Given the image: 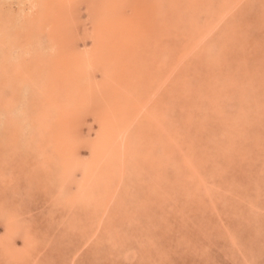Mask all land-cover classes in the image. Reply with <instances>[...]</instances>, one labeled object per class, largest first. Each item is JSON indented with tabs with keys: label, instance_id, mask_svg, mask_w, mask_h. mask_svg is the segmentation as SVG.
<instances>
[{
	"label": "rangeland",
	"instance_id": "1",
	"mask_svg": "<svg viewBox=\"0 0 264 264\" xmlns=\"http://www.w3.org/2000/svg\"><path fill=\"white\" fill-rule=\"evenodd\" d=\"M13 1L14 3H12ZM107 1L109 2V0H62L61 5H63L62 12L64 14V16H62V21L66 27H70L71 37L69 39L72 40L71 43L74 42L75 44V46H71L78 54L82 55L88 49L91 50L93 48L92 50H94V48L98 45L97 36L100 28V20L103 16V11L108 8ZM122 1L121 5L124 3L125 8H123V6H119L118 12H123L125 18L129 17L135 19L136 17L138 19L136 7L137 4H139V1H143L147 8H150L151 4L152 6L154 5L151 9H154V7L156 9L158 8L161 13L156 9L152 10L150 13L146 12L147 14L149 13V17H152V19H154L153 21L156 23L157 30L155 29V33L153 32V34H150V32L152 33L151 29L153 28L147 27L144 23L143 28L146 30L147 27L146 34L148 37L156 34V38L158 40L162 38L164 39V37L158 36L159 25L161 24L160 22H163V20H159V14L162 16L165 13V9H171L170 0ZM187 1L185 3V9H191V11H187V13L190 12V14H193L196 11V15L191 16L188 13V16L186 11H183V9L181 11V7L179 6L178 10L181 12L177 11L173 14V16L171 15L165 18L173 20L169 24L170 27V25L174 22V25L171 28L172 30H177L180 35H182L181 32L185 31L192 37V40L190 41V37L187 38L186 36H178L179 33L174 36V33L170 31L167 35V39L162 42L163 45L152 49L155 54L157 56L159 55L161 58V60L158 59L161 61L160 69L158 71L160 72L161 70V75H163L165 74L164 70H166L163 69L164 61H167L166 63L173 62L175 58L174 55L177 54L180 47H182L183 44L186 45L187 49L182 50L185 51L186 55L184 54L185 56L181 59V61L184 60L186 63L182 64L179 62V66H175V68L178 69L175 77H179V71L181 72L185 70L184 77L180 78L182 76L181 75L178 79H173V83L166 82L162 85V87H156L160 84V76L159 78H153L156 76L154 71L151 70V67H155V62L151 60L154 59V55L151 54V56L149 54L151 49L149 50L148 48H144L141 50L143 51V54H145L143 56H145L146 62L149 65H146L147 68L145 66H143V68L140 67L142 69L141 77L139 76L140 79L136 82L130 81L129 83L131 87L123 85L119 77V73L121 71L119 72L118 65H115L112 62L109 64L107 61L101 59L102 61L99 60L101 63L99 61L95 62L91 71L86 70L87 73L86 71L83 72V75L84 73L86 75L90 73L91 76L89 75L90 79L86 77L87 81L89 80L88 82L86 81V78L83 79L84 82L86 81L82 84L84 85L83 87L86 86L84 89H86L87 93L84 91V96L82 95L83 97L81 96V99L78 95H76L78 94V91L75 93L74 90L69 89L65 84L63 85L60 83V90L58 89V86L57 88L53 86L56 90L52 95L53 100L51 101V97H48L45 100L47 101L48 106L45 105L43 107V105H41L39 106L40 109L33 107V109L30 110V105L34 104L32 101L35 98L32 93H34V91L38 88L37 86L27 82L24 84L21 83L20 85L30 84L31 87H27V85L23 86L24 89L22 92L19 91L20 93L13 94L16 95L15 97L17 98L15 103L3 106L0 114V202L2 203V205L0 203V264H69L72 258L70 256L72 254L71 251L78 248V244L85 241L86 237L91 236L94 232L98 233V235L103 234V238L100 240L97 238L99 240L98 241L96 240V237H93L86 245V247H88H85L83 249L84 251L79 253L76 264H80L82 261V264H264V20L261 19V16L264 13V8L262 7L260 0H249L250 2L247 0H223L224 2L222 0H203L206 2V6L202 0H199L200 2L198 0H189V2H191L190 4L194 5L193 8L187 5ZM226 1H228V3ZM45 2L46 1L44 0H0L1 62L3 57L6 59L4 60L6 64H11V61L9 57H7L6 53L8 52V54H14L21 50L18 48L19 43L15 38L10 40V37H12L11 35L17 33L18 36L16 35V37L20 41H24L25 39V41H36L32 38L29 39V37L26 36L28 33L27 28L29 25L34 24L32 18L34 20L37 18L38 13L39 11H42ZM71 2H73V5H71ZM52 3H54V1ZM198 3H200V5ZM3 4L6 5L4 6ZM155 4L157 5L155 6ZM210 5L212 6V10L215 8L213 12L210 9ZM230 5H233V8H229ZM22 6L24 8H21ZM196 6H199L202 9L197 8ZM205 7L207 8L205 9ZM226 8L232 9V11L229 10L232 14L229 12L224 19L218 21L216 18L217 14L219 15V12L227 10ZM198 10L200 11V14ZM155 11H158L157 13L159 14ZM182 13L183 15H181ZM180 16L186 19L185 23L189 20H194V27H192L191 22L188 23L189 26H179L181 23L179 22ZM187 16L188 19L186 18ZM236 16L237 19L241 17L242 20H234V18L236 19ZM147 18L145 22L148 20ZM7 19H10L8 24H6ZM245 19H247L248 22ZM30 21L31 24H28ZM139 21L140 20H136L137 25L139 24ZM146 23L150 24V22ZM163 23H165V20ZM226 24L230 28L232 27V32L235 29L236 31H240V33L236 32L239 43H241V45L239 44L240 48L233 46L229 36V39L225 37L224 28L227 26ZM37 25L38 23L35 24V27L38 29L40 25ZM237 25H240V27L242 25L245 28H240ZM139 26L142 27L141 25ZM135 29L136 31H139L141 28L135 27ZM46 34L49 35V33ZM129 37L134 38L135 35L129 34ZM140 41L141 40H139V43ZM54 44L56 43L52 41L48 45H53L57 48V44ZM11 48L14 51L11 52ZM15 48L18 49L16 50ZM49 50L47 54L45 50V55L54 59L55 55L58 54L57 56L59 57L55 61L58 64L62 63L59 53L55 52V49L51 51ZM59 52H61V50ZM63 53H65V51H63ZM66 53H70L69 50H66ZM242 54H245V57H248V60L250 59L249 68L247 70L244 68L240 70V72L233 71L237 65V60L244 58ZM66 55L67 54L64 56L66 57ZM13 57L16 58L17 55H14ZM148 57L151 58L149 59ZM217 57H221V61L217 60ZM68 58L69 56L66 57V59ZM68 60L66 62L64 61V64H66V66L68 65L70 68V60ZM103 62L106 65H103ZM244 62L246 63L247 61L245 60ZM44 63L45 61L40 62V65H43ZM8 67L13 70L11 66ZM44 67H42L41 70L45 69ZM259 69H261L262 71L260 70V72L263 73H258L257 71ZM5 74H7L5 77L9 76L8 78L10 79V83L9 80L5 82H8L11 89L8 88V84L5 82L2 84V87L5 85L4 89L6 88V94L9 96L12 94V90H14V87H12L14 83L12 84L11 72L6 70ZM253 76L255 77L253 78ZM241 79L243 81L245 80V82H250L251 79L256 80L257 86L255 85V88L253 89L246 88L241 90L240 87L244 85H241ZM213 80L215 83L214 85L217 86L218 92H220V99H222L217 103V108L210 106L212 102L209 101L210 99L207 96V93L214 92V88L208 84ZM18 82L20 83V80L17 81V84H19ZM89 83L93 85L90 89L88 88L90 85ZM212 83L213 82H211V84ZM94 84H96L97 87L96 85L94 86ZM102 84L104 85L102 86ZM133 84L137 86L135 87ZM122 87L123 90H121ZM143 87L146 89L144 88L143 90ZM63 88H65L64 91L67 92L66 95L62 93ZM153 88H157L155 98L152 100L151 105L147 107V110L144 109L141 111V114L139 115L140 121L137 120V124L135 125L134 130H131L129 133L127 141L128 146H131L133 135H136L138 132L143 134L147 133L149 135L148 137H151L153 141L157 140V143L152 142L151 144H144V146H142L144 152L140 155L146 161L151 160V163L153 162L155 166L151 167L146 164V166L142 168L139 164L134 162H130L129 164L126 163L130 166L129 168L127 165L123 167L124 171L126 170L129 174H126V177L128 178V183H126L129 185L127 191L130 189L133 196H124L125 200L121 203L122 208H120V212L117 211L116 207L117 199H110L111 201L113 200V202H111L112 204H109L108 207L111 211L108 208V212L110 211L111 214L113 213L112 211L116 209L115 211H117V214L113 213L112 216L119 218L116 219V222H105L107 214H104L103 208L98 206V204L94 201V203L90 202V199L87 200L89 203H87V201L83 202L82 197L83 195H86L85 192H90L93 187L102 184L100 177L105 178H103L104 180L102 179V182L104 183L100 185L103 187L104 185L110 186L109 183L112 184V181L110 182L109 179H115V176L110 175V173L106 175L103 171L102 174L100 173L98 178L100 181L97 180L99 182H93L97 178H92V185L89 182V184L86 185V189H84V194L82 196L80 195L81 197H76L80 190L79 185L81 181L86 179L87 165L85 164H88L89 158L92 157L93 153L101 151L98 145L103 142L102 132L106 131L105 129H107L106 127L110 122V118H112V121H115L112 112V105L115 104V102H118L120 103L123 111H125L124 107L127 108L128 105H130L128 106L130 107L129 110L136 111L138 109V103L136 101L142 98L143 93H145L144 96H149L150 93H148V91ZM17 89L19 90L20 88ZM136 90L140 91V94L139 92L136 94ZM28 92L30 94L29 97H27L26 94ZM56 93H58V96ZM66 96L68 99L65 98ZM250 96L255 97L257 100L252 104V108L250 107V101L254 99L250 98ZM193 98H195L194 102L192 101ZM78 100L81 101L78 102ZM83 101L84 103H81ZM245 103H248L249 107L246 110H243L242 107L246 106ZM83 105L86 106L84 107ZM151 106H154L155 108H151ZM121 107L116 109H119L120 111ZM153 108L164 117L161 121H159L158 125L154 124L156 121L153 119ZM28 109L32 111V113ZM74 111H78V116ZM188 111H190V113ZM27 112H30L33 115L29 116L27 115ZM9 113H12V115H9ZM108 113L113 117H110L111 115ZM37 115L39 116L38 120L36 118L38 117ZM244 115L249 116L246 118ZM236 116L245 118L244 123L240 124V130L243 128L242 125H244V127L246 126L245 129L248 127L246 132L244 131L241 136L236 134V132H238V127L236 125L231 126V118L236 119ZM6 117L10 118L7 119ZM78 118H80V120ZM10 119L13 123H17L18 125L17 128L19 130L17 134L13 131L14 129L10 130V127H12L10 126L11 122H8ZM35 119L36 121L33 122V124L32 122L30 124V121H34ZM249 119L251 120L250 122H248ZM43 120H48V130L51 132L49 134V139L45 138V140H43L41 136L42 132L40 130H38L39 132H37V130L35 132L33 127L35 124L42 126ZM69 121L73 122L74 127L72 130L78 134V138L76 137L78 139L76 140V142H78L76 146L77 149H75L76 151L72 150L71 152V155L75 154V152L77 153L75 154L76 156L80 154L78 159L75 158L78 163L74 167L75 169H71L69 166L66 167L68 164H63L62 159L59 160V157H62V154L60 153L64 152H62V149L59 147V145L63 144V142L61 140H57L58 133L61 138V135L63 134H75V132L65 131L64 129L65 126H70ZM223 122H226L224 125L225 129L222 127ZM103 123H105V125ZM134 123H136V121ZM29 124L32 125L33 129H30ZM56 124L58 126H53ZM43 126L46 127L44 123ZM227 128L229 129V132L225 131ZM55 129L59 132H55ZM222 130H224V133H221ZM77 134L75 135L77 136ZM6 135L7 137L11 136L7 141H5ZM35 135L41 139H38ZM191 137H193V139H191ZM231 137H234L233 140H231ZM37 144L43 146V148L47 146V148H45V150L42 147L39 149L40 146L38 147ZM173 144H175L176 148L178 146L177 156L179 157H171L172 155H176V152L175 154L172 152L171 154L169 152ZM54 145H57L56 148ZM175 146H173V148H175ZM36 147L40 152L34 151L36 150ZM167 148L170 150H165ZM164 150L169 157L173 158H170L171 162L168 160V156L166 158L165 155L167 154H165ZM107 151H109V158H107L106 161L104 160V163L110 162L112 167L114 163L117 164L118 162L119 166H117L120 170V164H122L121 159L117 158L116 160L114 158V153H116L117 149H113L108 146ZM42 152H45L46 154L42 155ZM49 152L54 154H51L53 158ZM190 152H192L193 156L191 154L189 155ZM206 155L208 157L211 155L213 157L212 160L208 159L206 162ZM188 156H192L194 159L190 161ZM235 156L238 158H235ZM43 157L44 161L42 162H45L46 167L42 162V164L40 163ZM225 157L227 159H225ZM40 158L41 160H39ZM175 158H179V160L177 161ZM63 159L65 160L64 157ZM140 159L142 160V158ZM182 159L184 161L183 164L181 163ZM166 160L171 164L168 162V165L165 164L164 161ZM231 160H233V162ZM13 162L16 163L14 164ZM175 162L181 163V165L179 163V166H176L179 170L174 167V164H176ZM184 164H187V167ZM106 166L108 165H105V167ZM164 166L165 168L162 169ZM43 167L48 170H45ZM113 167H115V165ZM32 168L36 170L33 171ZM157 171L160 173L163 172V174L158 176L156 174ZM167 174L168 176H166ZM186 174H190L192 176L188 175L187 177ZM157 178L160 183L158 180H155ZM95 183L97 184L95 185ZM123 186L124 185L122 184L120 187L121 190ZM64 187L66 188L64 189ZM63 189L66 191L64 192ZM94 190H96V188H94ZM69 193L73 194L70 195ZM75 193L76 195L73 197ZM64 195L68 196H65V198ZM144 195L148 196L145 197L146 200L150 197L149 199L151 201H147L149 207L143 210L140 208L138 209L137 206L141 207V204L145 202L141 197ZM69 196H71L73 201L69 198ZM74 198H76V200ZM64 199H66V202H64ZM102 201L104 202V200ZM61 202L64 203V206L63 204H60ZM136 204L138 205L136 206ZM130 205L133 208L135 207L134 210L132 207L129 208ZM155 205H157L158 209L153 207ZM96 215L100 216L99 219L98 216L96 218ZM102 219L105 223L102 222ZM102 224L105 226H101ZM114 224L116 227L112 228L111 226ZM9 226L13 229V236L6 230V227L8 228ZM119 226L121 227L119 228ZM4 231L8 234H5ZM64 231H66L69 238H71V243L69 244L65 242L66 240L64 241L65 237H62V233ZM114 231L118 232L116 233L117 235ZM26 234H31L30 238H32L34 242L27 244L28 241L26 240ZM9 238L11 241H7ZM36 238L39 239L36 241ZM1 241L3 243L7 242L8 247H15L13 251L18 248L15 250L17 253L21 252L20 249H25V247L29 246L27 248H30L29 250H31L32 253L24 261L17 263L16 258H14V256L17 257L16 253H10L9 251L11 249H9L8 252L10 254H8L5 250V248H8L6 245L7 243L2 244ZM98 246L100 247L99 250H97ZM55 248H57V250H55ZM53 254L55 255V258L49 260V257ZM86 255L88 256L87 258L85 257ZM43 257H46L48 260H40V258L42 259ZM84 258L85 260H81Z\"/></svg>",
	"mask_w": 264,
	"mask_h": 264
},
{
	"label": "bare ground",
	"instance_id": "2",
	"mask_svg": "<svg viewBox=\"0 0 264 264\" xmlns=\"http://www.w3.org/2000/svg\"><path fill=\"white\" fill-rule=\"evenodd\" d=\"M8 1V0H7ZM11 1V0H10ZM35 1H38V0H35ZM44 1H46L45 3H44V5H43V9H42V11H39V13H38V16H37V18L34 20L33 18H32V21H34V24H32V25H29V27L27 28L28 29V33H27V37H29V39H34V40H36L35 42L33 41L32 42V40L31 41H20L17 37H16V35H17V33L16 34H13V35H11L12 37H10L9 39L10 40H12V39H16L17 40V42L19 43V46H18V48L19 49H21L20 51H17V53H12V54H8V52L6 53L7 54V57H9V59H10V61H11V64H6V62H4V60H6V59H4L2 56L4 55H2L1 57H2V62L0 61V114H1V111H2V109H3V106L4 105H7V104H9V105H11V103L12 104H14L15 103V101H16V95H13V94H17V93H20V92H22V90L24 89V87L23 86H26L27 85V87H29L30 86V84H33L34 86H37V88L38 89H36L35 91H34V93H32V95L33 96H35V98H34V100L32 101V102H34V104H31L30 105V107L31 108H29L30 110H32L33 109V107H37V108H39L40 109V107L39 106H41V105H43V107L46 105V106H48V104H47V101H45L48 97H51V101L53 100L52 99V95L54 94L53 92L54 91H56L55 90V87L57 88V86H58V89H59V85H60V83L61 84H65L69 89H72V90H74L75 91V93H76V91H78V94H76V95H78L79 96V98L83 95V92L85 91L86 92V89H84L85 87H83L84 85V83L87 81V78H89V75H90V73L89 74H85L84 73V75H83V72H85L86 70H89V71H91V69L93 68V66H94V64H95V62H97V61H99V60H101V59H103V60H105V61H107V63H113V64H115V65H118V67H116V68H118L119 69V77H120V79H121V81H122V83H123V85L124 86H130L131 87V85H130V81L132 82H136L138 79H140L139 78V76L141 77V73H142V69L140 68V67H142L143 68V66H145L146 67V65H149L147 62H146V59H145V56H143V55H145V54H143V49L144 48H148L151 52H149V54L151 55H154L153 57H154V59H151L153 62H155L154 63V66L155 67H151V70L152 71H154V74H156V76L155 77H153L154 79L157 77V78H159V76H160V78H159V80H160V84L158 85V86H156V87H159V86H161L162 87V85H164L166 82H168V83H173V79H178L181 75V77L180 78H182V77H184V73H185V70L184 71H179V73H178V75H179V77L178 78H176L175 77V74H176V71H178V69H176L175 68V66L177 67V66H179V62H181L182 64H185L186 63V61L184 62V60L183 61H181V59H183V56H185L186 55V53H185V51H182L183 49H187V47H186V45H184L183 44V46L182 47H180V50L179 51H177V54L176 55H174L175 56V58H174V60H173V62H170V63H166L164 60H162V61H164V66H163V69H166V70H164L165 71V74H163V75H161V70H160V72L158 71L159 69H160V64H161V61H159L158 59H160L161 60V58H160V56L158 55H156L155 54V52L152 50V49H154V48H157V47H161L162 45H163V41L164 40H166L167 39V35H168V33L170 32V31H172L174 34V36L175 35H177V33H179L177 30H172L171 28H172V26L174 25V22L170 25V27H169V24L171 23V21H173L172 19H168V18H165V17H169V16H173V14L174 13H176L177 11H180V10H178V7L180 6L181 7V11H182V9H183V11L185 10L186 11V13H187V11H191V9L190 10H186L185 9V3H186V1L185 0H170V4H171V9L169 8V9H165L164 10V14L161 16V14H159V13H157L158 11H155L157 14H159V20L160 21H162L163 20V22H164V20H165V23H163V22H160L161 24L159 25V30H158V36L159 37H164V39L162 38V39H157L156 38V34H154V35H152V36H150V37H148L147 36V27H151V28H153V29H151L152 30V33L150 32V34H153V32L155 33V29H156V23L153 21L154 19H152V17H149V13L152 11V10H155L156 8L154 7V9H151V7H153L152 6V4L150 5L151 7L149 8H147L146 7V5H144V2L143 1H139V4H137V7H136V14L138 15V19L135 17V19H133V18H129V17H126L125 18V16L123 15V12H118V8H119V6L121 7V6H123V8H125V4L123 3V5H121L122 4V0H109V2H108V8H106L103 12L104 13H106V14H104L103 13V16H102V18H101V20H100V28H99V33H98V36H97V40H98V45L94 48V50H90V49H88L85 53H83L82 55H80V54H78L77 52H76V50L71 46V45H74L75 46V44H74V42H72L71 43V41L72 40H70L69 38L71 37V30H70V27L68 26V27H66L65 26V24L63 23V21H62V16H64V14H63V12H62V10H63V5H61L62 4V0H50V1H48V0H44ZM54 1V3H52ZM69 1V0H68ZM76 1V0H75ZM78 1V0H77ZM155 1V0H154ZM160 1V0H159ZM193 1V0H192ZM199 1V0H198ZM203 1V0H202ZM201 1V2H202ZM204 1H206V0H204ZM203 1V2H204ZM208 1V0H207ZM213 1V0H212ZM212 1H210V2H212ZM223 1V0H222ZM225 1V0H224ZM223 1V2H224ZM244 1V0H243ZM242 1V2H243ZM248 2H250L249 0H247ZM251 1H253V0H251ZM17 2V1H16ZM19 2V1H18ZM27 2V1H26ZM25 2V3H26ZM74 2V1H73ZM73 2H71L72 4L71 5H73ZM148 2H150V1H148ZM195 2V1H194ZM194 2H192V3H194ZM200 2V1H199ZM202 2V3H203ZM215 2V1H214ZM213 2V3H214ZM227 3H228V1H226ZM225 2V3H226ZM260 2L262 3V7L264 8V0H260ZM12 3H14V1L12 2ZM69 3V2H68ZM158 3V2H157ZM191 2H189V0L187 1V5L189 6V7H191V8H193V4H190ZM195 3H197V2H195ZM205 3L206 2H204V5H205ZM212 3V4H213ZM70 4V3H69ZM104 4V3H103ZM135 4V3H134ZM160 4V3H159ZM199 5H200V3H198ZM197 4V5H198ZM209 4H211V3H209ZM208 4V5H209ZM222 4V3H221ZM4 6L6 5V4H3ZM23 5V4H22ZM34 5V4H33ZM106 5V4H105ZM148 5V4H147ZM157 4H155V6H156ZM161 5V4H160ZM219 5V4H218ZM226 5V4H225ZM13 6H14V4H13ZM19 6H21V5H19ZM40 6V5H39ZM102 6V5H101ZM149 6V5H148ZM164 6H165V4H164ZM202 6V5H201ZM206 6V5H205ZM221 6V5H220ZM238 6V5H237ZM236 6V7H237ZM254 6H256V5H254ZM29 7V6H28ZM69 7V6H68ZM166 7V6H165ZM183 7V8H182ZM197 8H201V7H199V6H196ZM257 7V6H256ZM16 8H18V7H16ZM21 8H24L23 6L21 7ZM100 8V7H99ZM146 8H147V10H146ZM161 8V7H160ZM168 8V7H167ZM188 8V7H187ZM197 8H196V10H197ZM204 8V7H203ZM207 7H205V9H206ZM212 8V6L210 5V9ZM219 8V7H218ZM217 8V9H218ZM229 8H233V5H230V7ZM229 8H226L227 10H223V11H221V12H219V15L217 14V16H216V18H217V20L218 21H221L222 19H224L225 17H226V15L227 14H229V10H231L232 11V9H229ZM242 8V7H241ZM251 8H252V6H251ZM40 9V8H39ZM202 9V8H201ZM200 9V10H201ZM205 9H204V11H205ZM253 9V8H252ZM9 10V9H8ZM12 10V9H11ZM30 10V9H29ZM101 10V9H100ZM156 10H159L158 8L156 9ZM213 10H215V8L213 9ZM213 10L211 9V11L213 12ZM219 10V9H218ZM235 10V9H234ZM20 11V10H19ZM98 11V10H97ZM102 11V10H101ZM180 11V12H181ZM194 11H195V9H194ZM199 11V10H198ZM203 11V10H202ZM201 11V12H202ZM207 11V10H206ZM210 11V10H209ZM236 11V10H235ZM239 11V10H238ZM245 11H246V9H245ZM249 11V10H248ZM12 12V11H11ZM99 12V11H98ZM146 12H149L148 14L146 13ZM159 12L161 13V11L159 10ZM163 12V11H162ZM18 13V12H17ZM70 13V12H69ZM189 14H190V12H188ZM187 13V15L189 16V14ZM192 13V12H191ZM195 13H196V11H195ZM195 13H193V14H190L191 16L193 15H196ZM198 13V12H197ZM231 13V12H230ZM235 13V12H234ZM247 13V12H246ZM258 13V12H257ZM14 14V13H13ZM20 14H21V12H20ZM32 14V13H31ZM185 14V13H184ZM199 14H200V11H199ZM232 14V13H231ZM238 14H240V13H238ZM27 15H29V14H27ZM70 15V14H69ZM98 15L100 16V14L98 13ZM181 15H183V13L181 14ZM198 15V14H197ZM241 15H242V12H241ZM240 15V16H241ZM249 15V14H248ZM248 15H246V16H248ZM188 16L186 17L187 19H188ZM199 16V15H198ZM235 16V15H234ZM244 16V15H243ZM98 17V16H97ZM123 17V18H122ZM148 17V18H147ZM185 17V16H184ZM262 18V20H264V13H263V15L261 16ZM18 18V17H17ZM35 18V17H34ZM146 18L148 19L146 22H150V24H148V23H146L145 22V20H146ZM192 18V17H191ZM197 18V17H196ZM249 18V17H248ZM194 19V18H193ZM259 19V18H258ZM5 20V19H4ZM136 20H140L139 21V24L137 25V23H136ZM185 20L186 19H184L182 16H180V21L179 22H181L180 24H179V26L180 25H185V26H189V24L188 23H192V27H194V20H189L187 23H185ZM234 20H238V21H240V20H242L241 19V17L240 18H238L237 19V16H236V19L234 18ZM244 20V19H243ZM246 21H247V19H245ZM257 20V19H256ZM73 21V20H72ZM227 21V20H226ZM10 22V19H7L6 20V24H8ZM248 22V21H247ZM261 22V21H260ZM17 23V22H16ZM25 23V22H24ZM36 23H38V25L37 26H39L40 25V27L37 29V27H35V24ZM143 23L144 24H146V30H144V28H143ZM226 23V22H225ZM235 23V22H234ZM244 23V22H243ZM250 23V22H249ZM28 24H31V21H30V23H28ZM66 24H68V23H66ZM158 24H159V21H158ZM223 24H224V22H223ZM228 24V23H227ZM226 24V25H227ZM239 24V23H238ZM259 24V23H258ZM10 25V24H9ZM139 25H141L142 27H140ZM229 25V24H228ZM227 25V26H228ZM232 25H236V24H232ZM243 25V24H242ZM241 25V27H244V26H242ZM18 26H20V25H18ZM23 26V25H22ZM98 26V25H97ZM145 26V25H144ZM191 26V25H190ZM226 26V27H227ZM231 26V25H230ZM237 26H239L240 27V25H237ZM256 26H257V24H256ZM5 27V26H4ZM14 27V26H13ZM32 27V28H31ZM135 27L137 28V27H139V28H141V29H139V31L137 30L136 31V29H135ZM226 27L224 28V35H225V37H227L228 38V36L230 37V41L233 43V46L234 47H236V48H240V45H241V43H239V39H238V37L236 36V32H239L240 33V31H236V29L232 32V27L230 28L229 26L227 27V29H226ZM240 27V28H241ZM12 28V27H11ZM23 28V27H22ZM21 28V29H22ZM31 28V29H30ZM235 28H237V27H235ZM245 28V27H244ZM248 28V27H247ZM251 28V27H250ZM6 29V28H5ZM26 29V28H25ZM29 29H30V32H29ZM48 29V30H47ZM96 29V28H95ZM226 29V30H225ZM233 29H234V26H233ZM239 29V28H238ZM1 30V29H0ZM16 30V29H15ZM157 30V29H156ZM186 30H187V28H186ZM23 31V30H22ZM49 31V32H48ZM6 32V31H5ZM9 32V31H8ZM26 32V31H25ZM185 31H183V32H181V34L182 35H180V33L178 34V36H183V37H187V38H189L190 37V41L192 40V37L187 33V32H185ZM20 33V32H19ZM18 33V34H19ZM46 33H49V35H47ZM233 33H235V34H233ZM129 34L130 35H135V37L133 38V37H129ZM189 35V36H188ZM1 36V35H0ZM18 36V35H17ZM22 36H23V34H22ZM242 37V36H241ZM6 39V38H5ZM229 39V38H228ZM233 39V40H232ZM3 40V39H2ZM22 40V39H21ZM139 40H141L140 41V43H139ZM4 41V40H3ZM9 41V40H8ZM8 41H7V44H8ZM52 41H54L56 44H57V48H55V46H53V45H48V44H50V42H52ZM159 41H160V43H159ZM171 41V40H170ZM176 41V40H175ZM249 41V40H248ZM250 42V41H249ZM169 43H171V42H169ZM2 44H3V42H2ZM1 44V45H2ZM12 44H14V43H12ZM17 44V43H16ZM22 44V45H21ZM56 44H54V45H56ZM166 44H167V42H166ZM189 44V43H188ZM240 44V45H239ZM4 45V44H3ZM244 45V44H243ZM13 46V45H12ZM190 46H192V45H190ZM20 47H22V48H20ZM10 48V47H9ZM18 48H15L16 50L18 49ZM50 49V50H49ZM56 50L55 52H58L59 53V55L61 56V61H62V63H60V64H58L55 60L59 57V56H57V55H55V58L54 59H51V58H49V57H47V55H45V50H46V54H47V52H48V50L49 51H51V50ZM59 49V50H58ZM142 49V50H141ZM235 49V48H234ZM61 50V52H59ZM66 50L68 51L69 50V52L70 53H66ZM147 50V49H146ZM11 52L12 51H14V50H12V48H11V50H10ZM63 51H65V53H63ZM235 51L237 52V50L235 49ZM81 52H82V50H81ZM187 52V51H186ZM223 52V51H222ZM221 52V53H222ZM235 52V53H236ZM21 55H20V54ZM51 53V52H50ZM79 53H80V51H79ZM157 53V52H156ZM52 54H53V52H52ZM55 54V53H54ZM65 54H67L66 55V57L67 56H69V60H70V68H69V66L67 65L66 66V64H64V61L66 62L68 59H66V57L64 56ZM163 54V53H162ZM185 54V55H184ZM16 56L17 55V57L16 58H14L13 56ZM18 55H20V56H18ZM49 55V54H48ZM151 55V56H152ZM243 56H244V58H242V59H238L237 60V65H236V67L234 68V70L233 71H238V72H240V70H242V69H248L249 67V63H250V59L248 60V57L246 58L245 57V54H242ZM50 57H51V55H50ZM162 57H163V55H162ZM149 58V57H148ZM151 58V57H150ZM149 58V59H150ZM167 58V57H166ZM64 59H66V60H64ZM148 59V60H149ZM216 59V58H215ZM59 60V59H58ZM68 60V61H69ZM217 60H220L221 61V57H217ZM247 61L246 63L244 62V61ZM252 60V59H251ZM42 61H45V63L43 64V65H40V62H42ZM102 61V60H101ZM101 61H99L100 63H101ZM104 61V62H105ZM216 61V60H215ZM103 62V65L105 64ZM252 62V61H251ZM8 63H9V61H8ZM57 63V64H56ZM45 64H46V66H45ZM72 64V65H71ZM201 64H203V63H201ZM5 65H7V66H5ZM106 65V64H105ZM8 66H11L12 67V69L13 70H11ZM45 66V67H44ZM81 66H83V67H81ZM42 67H44L45 69H43V70H41L42 69ZM121 67V68H120ZM56 68V69H55ZM81 68V69H80ZM95 68V67H94ZM106 68V67H105ZM147 68V67H146ZM149 69V68H148ZM239 69V70H238ZM6 70H8V71H10L11 72V74H12V84H13V86L12 87H14V90H12V94L11 95H9V96H7V94H6V91H5V89H4V87H5V85H4V87H2L3 85L2 84H4V82L5 81H7V80H9V83H10V79L8 78L9 76H6L5 77V75H7V74H5V72H6ZM150 70V69H149ZM260 70L261 69H259L257 72L258 73H263V72H260ZM88 71V72H89ZM104 71H106V70H104ZM156 71V72H155ZM232 71V72H233ZM262 71V70H261ZM44 72H45V75H44ZM124 72V73H123ZM151 72V71H150ZM86 73H87V71H86ZM113 73V72H112ZM147 73V72H146ZM144 74V73H143ZM44 75V76H43ZM97 75V74H96ZM113 75V74H112ZM126 77H125V76ZM177 75V76H178ZM254 75H255V73H254ZM72 76V77H71ZM91 76V75H90ZM93 76H94V74H93ZM105 76V75H104ZM146 76V75H145ZM87 77V78H86ZM144 77V76H143ZM142 77V78H143ZM255 76H253V78H254ZM86 78V81L84 82V80L83 79H85ZM150 78V77H149ZM238 78H239V76H238ZM5 79V80H4ZM30 79V80H29ZM90 79V78H89ZM118 79V78H117ZM119 79V80H120ZM147 79V78H146ZM18 80H20V83L19 84H17V81ZM46 80H48V81H46ZM92 80V79H91ZM151 80V79H150ZM208 80H210V79H208ZM89 81V80H88ZM87 81V82H88ZM93 81V80H92ZM100 81V80H99ZM127 81H128V83H127ZM153 81V80H152ZM240 81V80H239ZM242 81V82H241ZM241 81H240V83H241V85H243L242 87H240V89L242 90V89H246V88H255V85L257 86V81L256 80H252L251 79V81L249 82V81H247V82H245V80L243 81L242 79H241ZM30 83V84H25V85H20L21 83L22 84H24V83ZM96 82V81H95ZM115 82V81H114ZM118 82V81H117ZM211 82H213L212 84H211ZM5 83H7L8 84V82H5ZM83 83V84H82ZM90 83H91V81H90ZM89 83V84H90ZM93 83V82H92ZM97 83V82H96ZM145 83H146V80H145ZM152 83V82H151ZM259 83V82H258ZM98 84V83H97ZM126 84V85H125ZM138 84V83H137ZM148 84V83H147ZM189 84V83H188ZM210 86H212L213 88H214V92H209V93H207V96H208V98L210 99L209 101L210 102H212V104L210 105V106H212V107H215V108H217L218 106H217V103L219 102V101H221L222 99H220V92H218V90H217V86L216 85H214L215 83H214V80L213 81H210V83H208ZM11 85V84H10ZM96 84H94V86H95ZM104 84H102V86H103ZM123 85H121V86H123ZM133 85H135V84H133ZM141 85H143V84H141ZM145 85V84H144ZM151 85V84H150ZM7 86V85H6ZM33 86V87H34ZM53 86H55V87H53ZM91 86H93L92 84H90L89 85V89L91 88ZM101 86V87H102ZM117 86V85H116ZM137 85H135V87H136ZM146 86V85H145ZM31 87V86H30ZM60 87H62V86H60ZM65 87V86H64ZM96 87H97V85H96ZM100 87V86H99ZM113 87V86H112ZM126 87V88H127ZM139 87V86H138ZM150 87V86H149ZM189 87V86H188ZM216 87V88H215ZM8 88H10L9 87V84H8ZM17 88H20L19 90L17 89ZM117 88V87H116ZM144 88L145 87H143V90H144ZM11 89V88H10ZM17 89V90H16ZM31 89V88H30ZM64 89L65 88H63V90H62V93H64V95H66V93L67 92H65L64 91ZM96 89V88H95ZM120 89V88H119ZM146 89V88H145ZM157 88H153L152 90H149L148 91V93H150V95L149 96H144V94L145 93H143V96H142V98L140 99V100H137L136 102L138 103V105H137V107H138V112H137V110L136 111H134V110H129V108L130 107H128V106H130V105H128L127 106V108L126 107H124L125 108V111H123V109H122V107L120 106V103H118V102H115L114 100H112V101H114L115 102V104H113L112 106V112H113V115H114V118H115V121H112V118H110V122L107 124V129H105L106 131H104V132H102L103 134H102V136H103V138H102V141L103 142H101V143H99V147H100V150L101 151H99V152H95V153H93V155H92V157L91 158H89V162H88V164L86 163L85 165H87L86 167H87V171H86V179H84L83 181H81V183H80V190H79V193L76 195V193L73 195V197L76 195V197L77 196H79V197H81L83 194H84V189H86V185L87 184H89V182L91 183V185H92V182H91V179L92 178H97V179H95L93 182H96L97 180H99L98 178H99V175H100V173L102 174L103 173V171H104V173L106 174V175H108L109 173H110V175H114L115 176V179H109V181L111 182L112 181V184H110L109 183V185L110 186H108V185H104L103 187L102 186H100V185H102L104 182H102V179L104 178H102V177H100V179H101V183L102 184H100L99 186L97 185L96 187H93V189L90 191V192H85V194L86 195H83V202L84 201H87L88 199H90V202H92V203H97L98 204V206H101L102 208H103V212H104V214L106 215L107 214V217H105L106 218V221L105 222H108V223H112L113 221L114 222H116V219H118V218H116L115 216H112V214L114 213V214H117V211L118 212H120L121 210H120V208H122V202H124V196L125 195H130L131 197L133 196L132 194H131V192H130V189L127 191V188L129 187V185H127V177H126V174H128V172L125 170L124 171V169H123V167H125V165H127V164H129L130 162H134V163H137V164H139L142 168L143 167H145L146 166V164L148 165V166H151V167H153V166H155L154 164H153V162L151 163V160H149V161H146V160H144L143 159V157H141L140 155L141 154H143V149H142V146H144V144H148V143H152V142H156V141H153V139L150 137H148L149 135L147 134V133H137L136 135H133V139H132V141H131V146H128V141H127V139H128V137H129V133L131 132V130H134V127H135V125L137 124V120H139L140 121V118H139V115L141 114V111H143L144 109L145 110H147V107H149L150 105H151V102H152V100L155 98V94L157 93L156 90ZM60 90V89H59ZM93 90V89H92ZM97 90V89H96ZM114 90V89H113ZM116 90V89H115ZM121 90H123V87H122V89ZM130 90V89H129ZM135 90V89H134ZM134 90H132V91H134ZM140 90V89H139ZM142 90V91H143ZM20 91V92H19ZM64 91V92H63ZM74 91H72V92H74ZM141 91V90H140ZM140 91H137L136 90V94L139 92V94H140ZM88 92H89V90H88ZM10 93V92H9ZM87 93V92H86ZM99 93H100V91H99ZM120 93V92H119ZM147 93V94H148ZM27 94V97H29L30 96V94H29V92L28 93H26ZM60 94H61V92H60ZM242 94V93H241ZM24 95V94H23ZM56 95L58 96V93H56ZM63 95V96H64ZM255 95V94H254ZM75 96V95H74ZM84 96V95H83ZM82 96V97H83ZM86 96V95H85ZM92 96V95H91ZM141 96V95H140ZM139 96V97H140ZM157 96V95H156ZM77 97V96H76ZM19 98V97H18ZM22 98V97H21ZM63 98V97H62ZM65 98H67V96L65 97ZM87 98V97H86ZM122 98V97H121ZM250 98H253L254 100H252V101H250V107L252 106V104L253 103H255L257 100L255 99V97H253V96H250ZM68 99V98H67ZM81 99V98H80ZM130 99V98H129ZM191 99V98H190ZM49 100V99H48ZM72 100H73V98H72ZM128 100V99H127ZM260 100V99H259ZM29 101V100H28ZM74 101V100H73ZM79 101H81V100H78V102ZM105 101V100H104ZM111 101V102H112ZM118 101V100H117ZM192 101L194 102L195 101V98H193L192 99ZM260 101H262V100H260ZM20 102V101H19ZM60 102V101H59ZM76 102V101H75ZM120 102H122V101H120ZM245 102H247V101H245ZM259 102V101H258ZM263 102V101H262ZM22 103V102H21ZM49 103V102H48ZM56 103V102H55ZM81 103H84V101L83 102H81ZM149 103V104H148ZM260 103V102H259ZM26 104V103H25ZM24 104V105H25ZM122 104V103H121ZM124 104V103H123ZM125 104H126V102H125ZM124 104V105H125ZM153 104V103H152ZM23 105V106H24ZM87 105V104H86ZM85 105V106H86ZM106 105L108 106V104L106 103ZM110 105V104H109ZM245 105L246 106H244V107H242V109L243 110H246L248 107H249V104L248 103H245ZM262 105V104H261ZM16 106V105H15ZM14 106V107H15ZM28 106V105H27ZM84 106V105H83ZM84 106V107H85ZM132 106H134V105H132ZM50 107V106H49ZM52 107V106H51ZM54 107V106H53ZM69 107H70V105H69ZM77 107V106H76ZM82 107V106H81ZM119 107H121L120 108V111H119V109H116V108H119ZM152 107H154V106H151V108ZM80 108V107H79ZM155 108V107H154ZM153 108V109H154ZM252 108V107H251ZM5 109V108H4ZM17 109H19V108H17ZM28 109V110H29ZM51 109V108H50ZM76 109V108H75ZM86 109V108H85ZM109 109V108H108ZM188 109V108H187ZM190 109V108H189ZM23 110H24V107H23ZM29 110V111H30ZM83 110V109H82ZM15 111H16V109H15ZM20 111V110H19ZM40 111V110H39ZM72 111V110H71ZM70 111V112H71ZM107 111V110H106ZM105 111V112H106ZM109 111V110H108ZM123 111V112H122ZM149 111V110H148ZM240 111H241V109H240ZM7 112V111H6ZM12 112V111H11ZM31 113H32V111H30ZM26 113L27 115H33V114H31V113ZM43 112V111H42ZM46 112V111H45ZM44 112V113H45ZM75 112V111H74ZM120 112H122V113H120ZM135 112V113H134ZM189 113H190V111H188ZM209 112V111H208ZM13 113V112H12ZM12 113L10 114L9 113V115H12ZM19 113V112H18ZM34 113V112H33ZM54 113V112H53ZM76 114L78 113V111L77 112H75ZM153 113H154V118L153 119H155V121H156V123H154V124H156V125H158L159 124V121H161L164 117L161 115V113H158V112H156L155 111V109H154V111H153ZM184 113V112H183ZM16 114V113H15ZM24 114V113H23ZM46 114V113H45ZM58 114V113H57ZM109 114V113H108ZM147 114V113H146ZM19 115V114H18ZM62 115V114H61ZM82 115V114H81ZM107 115V114H106ZM109 115H111V114H109ZM109 115H108V119H109ZM143 115V114H142ZM149 115H151V114H149ZM38 116V115H37ZM60 116V115H59ZM75 116V115H74ZM77 116H78V114H77ZM246 118L249 116H246V115H244ZM11 117V116H10ZM10 117H6L7 119H9ZM35 117V116H34ZM105 117V116H104ZM110 117H113L112 115L110 116ZM151 117V116H150ZM2 118V117H1ZM12 118V117H11ZM19 118V117H18ZM23 118H25V117H23ZM37 118V120H38V118H39V116L38 117H36ZM44 118V117H43ZM59 118V117H58ZM73 118V117H72ZM81 118V117H80ZM80 118H78L79 120H80ZM139 118V119H138ZM14 119H15V116H14ZM17 119V118H16ZM22 119V118H21ZM34 119V118H33ZM32 119V120H33ZM42 119V118H41ZM55 119L57 120V118L55 117ZM76 119H77V117H76ZM107 119V118H106ZM106 119H104V120H106ZM6 120V119H5ZM30 120H31V118H30ZM46 120V119H45ZM45 120H43V122H42V126H40V125H36L35 124V126H33L34 127V129H35V132H36V130H37V132H39L38 130H40L41 132H42V134H41V136H42V138H43V140H45V138H47V139H49V134L51 133V132H49V130H48V128H49V125L47 124L48 123V120L47 121H45ZM75 120V119H74ZM142 120V119H141ZM16 121H18V120H16ZM15 121V122H16ZM36 121V119L34 120V121H30V124H31V122H32V124H33V122H35ZM51 121V120H50ZM54 121V120H53ZM58 121V120H57ZM83 121V120H82ZM136 121V123H134ZM138 121V122H139ZM244 121H245V118H240L239 116H236V119H233V118H231V126H237L238 127V132H236V134H238V135H242L243 133H244V131L246 132V129H248V127L245 129V127H244V125H242L243 126V128H241V130H240V127H241V123H244ZM251 120L249 119V121L248 122H250ZM6 122V121H5ZM9 123L11 122V125L10 126H12V127H10V130H13V131H15L16 132V134H17V132H18V128H17V123H13L12 122V120L10 119L9 121H8ZM75 122V121H74ZM104 122V121H103ZM8 123V124H9ZM39 123V122H38ZM43 123L46 125V127L45 126H43ZM51 123V122H50ZM49 123V124H50ZM54 123H57V122H54ZM64 123V122H63ZM106 123V122H105ZM105 123H103L104 125H105ZM162 123V122H161ZM160 123V124H161ZM225 123L226 122H223L222 123V127L225 129V127H224V125H225ZM228 123V122H227ZM26 124V123H25ZM29 124V125H30ZM53 124V123H52ZM66 124V123H65ZM77 124H78V122H77ZM143 124V123H142ZM164 124V123H163ZM229 124V123H228ZM227 124V125H228ZM67 125V124H66ZM69 125L70 126H65V131H70V132H75V131H73L72 129H73V127H74V125H73V122L72 121H69ZM141 125V124H140ZM139 125V126H140ZM162 125V124H161ZM165 125V124H164ZM227 125H226V127H227ZM52 126V125H51ZM53 126H58L57 124L56 125H53ZM132 126H133V128H132ZM160 126V125H159ZM30 127V129L32 128V125H30L29 126ZM29 127H28V129H29ZM102 127H104V126H102ZM166 127V126H165ZM236 127V128H237ZM1 128V127H0ZM61 128H62V125H61ZM136 128H137V126H136ZM167 128H168V126H167ZM20 129H21V127H20ZM33 129V128H32ZM77 129V128H76ZM245 129V130H244ZM56 130V129H55ZM57 130H58V128H57ZM57 130L55 131V132H57ZM240 130V131H239ZM34 131V130H33ZM47 131V132H46ZM78 131V130H77ZM136 131V130H135ZM224 130H222V132L221 133H224L223 132ZM226 132H229V129L227 128L226 130H225ZM59 132V131H58ZM57 132V133H58ZM137 132V131H136ZM150 132V131H149ZM179 132H181V131H179ZM23 133V132H22ZM44 133H46V134H44ZM67 133V132H66ZM80 133V132H79ZM33 134V133H32ZM56 134V133H55ZM75 134H77V132H75ZM73 135V134H63V135H61L62 136V138L61 137H59V133H58V136H57V140L58 141H62L63 142V144H60L59 145V147L62 149L61 151L62 152H64V153H60V154H62V157H59V160H63V164L65 163L67 166L66 167H71V169L72 168H74L78 163L76 162L77 160L75 159V158H77L78 159V156L80 157V154L78 155V156H76L75 154H77L75 151V149H77V144H78V142H76V140H78L77 138H78V134H77V136L76 135ZM142 134V135H141ZM179 134V133H178ZM8 135H9V132H8ZM13 135V134H12ZM237 135V136H238ZM236 136V135H235ZM234 136V137H235ZM9 137H11V136H8L7 137V135L5 136V138H6V140L5 141H7V140H9ZM33 137H34V135H33ZM35 137H37L36 135H35ZM77 137V138H76ZM234 137H231V140H233V138ZM8 138V139H7ZM26 138H28V137H26ZM38 139H41L40 137H37ZM81 138V137H80ZM150 140H149V139ZM160 139V138H159ZM191 139H193V137H191ZM30 140V139H29ZM32 140V139H31ZM80 140V139H79ZM146 140V141H145ZM147 140H148V142H147ZM166 140V139H165ZM164 140V141H165ZM28 141V140H27ZM33 141V140H32ZM36 141V140H35ZM40 141V140H39ZM51 141V140H50ZM15 142V141H14ZM37 142V141H36ZM35 142V143H36ZM53 142V141H52ZM95 142V141H94ZM34 143V144H35ZM57 143V142H56ZM81 143V142H80ZM157 143V142H156ZM162 143H164V142H162ZM59 144V143H58ZM30 146V145H29ZM37 146L39 147L40 146V148L39 149H41V147L43 148V146H41V145H39V144H37ZM55 146V145H54ZM57 146V145H56ZM56 146H55V148H56ZM108 146H110L111 148H113V149H117V151H116V153H114V158L117 160V158H120L121 159V163L122 164H120V166H121V169L119 170L118 169V162H117V164L116 163H114V165H115V167H111V163L110 162H105L104 163V160L106 161L107 160V158H109V156H108V154H109V151H107V147ZM173 146H175V144H173ZM173 146H171V150L170 149H165V150H170L169 152L171 153H174L175 154V152H176V155H172L171 157H176L177 156V152H178V146H177V148H176V146H175V148H173ZM53 147V146H52ZM92 147V146H91ZM96 147H97V145H96ZM45 148H47V146H45ZM45 148H43L44 150H45ZM164 148V147H163ZM191 148H193V147H191ZM190 148V149H191ZM33 149V148H32ZM35 149V148H34ZM38 149V150H39ZM49 149H50V147H49ZM37 150V147H36V150H34V151H38ZM72 150H75L74 152H75V154H73V155H71V152H72ZM98 150H99V148H98ZM109 150V149H108ZM152 150V149H151ZM165 150H164V152H165ZM192 150V149H191ZM205 150V149H204ZM42 151V150H41ZM56 151V150H55ZM38 152H40V151H38ZM46 152V151H45ZM41 153L42 155L44 154H46V153ZM50 152H52V151H50ZM49 152V153H50ZM58 152V151H57ZM73 152V153H74ZM114 152V151H113ZM132 152V153H131ZM53 153H54V150H53ZM53 153H50V155L51 154H53ZM171 153V154H172ZM165 154H167L166 152H165ZM192 155V152H190L189 153V155ZM208 154V153H207ZM54 155V154H53ZM110 155H111V153H110ZM55 156H57V155H55ZM157 156V155H156ZM166 156V158H167V156H168V154L167 155H165ZM164 156V157H165ZM193 156V155H192ZM192 156H188V159L190 160V161H192L194 158L192 157ZM232 156V155H231ZM231 156H230V158H231ZM41 157V156H40ZM51 157L53 158V156L51 155ZM63 157L65 158V160L63 159ZM148 157V156H147ZM158 157V156H157ZM171 157H169L168 156V160H170V158ZM177 157H179V156H177ZM187 157V156H186ZM234 157V156H233ZM46 158V157H45ZM140 158H142V160L140 159ZM144 158L146 159V157L144 156ZM166 158H164V159H166ZM184 158V157H183ZM212 156L210 155L209 157L206 155V162L208 161V159L209 160H212ZM235 158H238V157H236L235 156ZM235 158H234V160H235ZM44 159V157L42 158V160H41V158L39 159V160H41L40 161V163L42 162V161H44L43 160ZM48 159V158H47ZM50 159V158H49ZM161 159V158H160ZM171 159H173V158H171ZM176 159V158H175ZM202 159V158H201ZM225 159H227L226 157H225ZM232 159V158H231ZM38 160V159H37ZM177 161L179 160V158L178 159H176ZM184 160H185V158H184ZM46 161V160H45ZM87 161V160H86ZM115 161V160H114ZM173 161V160H172ZM232 162H233V160H231ZM38 162V161H37ZM49 162V161H48ZM47 162V163H48ZM56 162V161H55ZM82 162V161H81ZM119 162H120V160H119ZM125 162V163H124ZM162 162V161H161ZM160 162V163H161ZM165 162V164H167V160L166 161H164ZM170 162H171V160H170ZM203 162V161H202ZM205 162V163H206ZM230 162V161H229ZM14 163V162H13ZM16 163V162H15ZM14 163V164H15ZM43 163V165L45 166V162H42ZM41 163V164H42ZM104 163V164H103ZM127 163V164H126ZM163 163V162H162ZM161 163V164H162ZM169 163V162H168ZM173 163V162H172ZM176 164H174L175 166V168H177L176 166H179V163H177V162H175ZM182 164L184 163V161H183V159H182V162H181ZM181 163H180V165H181ZM187 163V162H186ZM50 164V163H49ZM169 164H171V163H169ZM190 164V163H189ZM194 164H195V162H194ZM42 165V166H43ZM47 165V164H46ZM84 165V166H85ZM105 165H108V166H106L105 167ZM118 165V166H117ZM168 165V164H167ZM185 165V164H184ZM230 165H231V163H230ZM48 166H50V165H48ZM48 166H47V168H48ZM53 166V165H52ZM83 166V167H84ZM128 166V165H127ZM186 167H187V164L185 165ZM46 167V166H45ZM78 167V166H77ZM105 167V168H104ZM130 166H128V168H129ZM156 167H158V166H156ZM161 167V166H160ZM190 167V166H189ZM223 167H225V166H223ZM44 168V167H43ZM85 168V167H84ZM83 168V169H84ZM165 168V166L162 168V169H164ZM167 168V167H166ZM184 168V167H183ZM227 168V167H226ZM45 169V168H44ZM43 169V170H44ZM51 169H52V167H51ZM70 169V168H69ZM75 169V168H74ZM73 169V170H74ZM78 169V168H77ZM101 169H103V170H101ZM178 169V168H177ZM187 169H189V168H187ZM215 169V168H214ZM32 170L34 171V170H36V169H33L32 168ZM31 170V171H32ZM45 170H48V169H45ZM112 170V171H111ZM144 170V169H143ZM146 170H148V169H146ZM157 170V169H156ZM179 170V169H178ZM182 170V169H181ZM190 170V169H189ZM221 170L223 171V169L221 168ZM25 171V170H24ZM49 171H50V168H49ZM67 171V170H66ZM85 171V170H84ZM152 171V170H151ZM162 171V170H161ZM165 171H167V170H165ZM198 171V170H197ZM197 171H196V173H197ZM224 171H225V169H224ZM43 172H45V171H43ZM65 172V171H64ZM68 172V171H67ZM129 172H130V169H129ZM138 172V171H137ZM179 172V171H178ZM195 172V171H194ZM124 173V174H123ZM73 174V173H72ZM158 176H161V174H163V172H159V171H157V173H156ZM180 174V173H179ZM66 175H67V173H66ZM66 175H65V177H66ZM74 175V174H73ZM129 175V174H128ZM187 175V174H186ZM189 176H192V175H190V174H188ZM188 175H187V177H188ZM63 176V175H62ZM101 176H103V175H101ZM164 176V175H163ZM166 176H168V174L166 175ZM165 176V177H166ZM181 176V175H180ZM194 176V175H193ZM70 177V176H69ZM113 177V176H112ZM125 177V178H124ZM195 177V176H194ZM111 178V177H110ZM167 178V177H166ZM177 178V177H176ZM181 178V177H180ZM183 178V177H182ZM186 178V177H185ZM105 179V178H104ZM103 179V180H104ZM156 181L158 180V182L160 183V181H159V179L157 178V179H155ZM178 180V179H177ZM180 180V179H179ZM37 181H39V180H37ZM100 181V180H99ZM99 181H97V182H99ZM106 181V180H105ZM12 182V181H11ZM67 182H68V180H67ZM127 182V183H126ZM107 183V182H106ZM131 183V182H130ZM79 184V183H78ZM97 183H95V185H96ZM124 185L123 187H122V190L120 189V187H121V185ZM28 185V184H27ZM45 185V184H44ZM65 185H66V183H65ZM49 186V185H48ZM63 186V185H62ZM174 186V185H173ZM88 187V186H87ZM66 187H64V189H65ZM94 188H96V190H94ZM150 188V187H149ZM61 189V188H60ZM63 189V190H64ZM66 190H64V192H65ZM87 191V190H86ZM63 192V193H64ZM68 192V191H67ZM67 192H66V194H67ZM128 192V193H127ZM59 193H60V191H59ZM74 193V192H73ZM72 193V194H73ZM70 194V193H69ZM72 194H70V195H72ZM81 195V196H80ZM66 195H64V197H65ZM68 196V195H67ZM66 196V197H67ZM65 197V198H66ZM142 197V200H144L145 202L144 203H142L141 204V207H139V206H137L138 204H136V206H137V208L139 209H147V207H149V204H148V202L149 201H151L149 198H147V200L145 199V197H148L147 195L145 196H141ZM69 198L71 199V196H69ZM114 198H116L117 199V205H116V207H117V211H112L113 213H111L110 214V211H111V209L108 207L109 206V204L111 203V202H113V200L111 201L110 199H114ZM135 198V197H134ZM62 199V198H61ZM75 200H76V198H74ZM63 200V199H62ZM61 200V201H62ZM66 199H64V202H66L65 201ZM72 200V199H71ZM78 200H79V198H78ZM77 200V201H78ZM102 200H104V202L102 201ZM106 200V201H105ZM107 200H108V202H107ZM127 200H129L128 198H127ZM69 201V200H68ZM73 201V200H72ZM94 201V202H93ZM148 201V202H147ZM103 202V203H102ZM129 202H130V200H129ZM128 202V203H129ZM140 202V201H139ZM1 203V202H0ZM87 203H89V201H87ZM60 204H63V206H64V203L63 202H61ZM112 204V203H111ZM1 205H2V203H1ZM67 205H68V203H67ZM133 205V204H132ZM62 206V207H63ZM65 206H66V203H65ZM129 206V205H128ZM134 206V205H133ZM1 207V206H0ZM67 207H69V206H67ZM127 207V206H126ZM132 206L130 205V207L129 208H131ZM154 208L156 207V209H158V207H157V205H155V206H153ZM214 207H215V205H214ZM57 208V207H56ZM87 208V207H86ZM108 208L110 209V211L108 212ZM114 208V207H113ZM133 208V207H132ZM135 208V207H134ZM134 208H133V210H134ZM93 209V208H92ZM101 209V208H100ZM64 210H65V207H64ZM251 210V209H250ZM60 211V210H59ZM98 211V210H97ZM99 212V211H98ZM97 212V213H98ZM126 212V211H125ZM92 214V213H91ZM90 214V215H91ZM94 214H95V212H94ZM103 214V215H104ZM101 215V214H100ZM130 215V214H129ZM97 216L98 215H96V218H97ZM118 216V215H117ZM123 216V215H122ZM131 216V215H130ZM99 217L100 216H98V219H99ZM125 217V216H124ZM227 217V216H226ZM63 218V217H62ZM92 218V217H91ZM95 218V217H94ZM96 218H95V220H96ZM102 218V217H101ZM94 220V221H95ZM62 222V221H61ZM60 222V223H61ZM102 222H104L103 221V219H102ZM104 222V223H105ZM62 224V223H61ZM116 225H117V223H116ZM70 226V225H69ZM101 226H105L104 224H102ZM112 228L113 227H116L115 226V224L113 225V226H111ZM111 227H109V228H111ZM121 226H119V228H120ZM159 227V226H158ZM69 228V227H68ZM118 228V229H119ZM6 230L9 232V233H13V229L9 226L8 228L6 227ZM113 230H116V229H113ZM112 230V231H113ZM120 230V229H119ZM15 231V230H14ZM17 231V230H16ZM30 231V230H29ZM86 231V230H85ZM110 231V230H109ZM5 232V231H4ZM48 232V231H47ZM107 233H109L108 231H106ZM115 232V234L116 233H118V232H116V231H114ZM7 232H5V234H6ZM26 233H27V231H26ZM30 233V232H29ZM44 233V232H43ZM104 233V232H103ZM5 234H4V236H5ZM8 234V233H7ZM90 234V233H89ZM14 234H12V236H13ZM30 235L31 234H26V240L28 241V243L27 244H31V242H34V240L32 239V238H30ZM47 235V234H46ZM112 235V234H111ZM110 235V236H111ZM117 235V234H116ZM11 236V235H10ZM9 236V237H10ZM11 236V237H12ZM103 236V234H100V235H98V233H96V232H94V234H92L91 236H87L86 237V240L85 241H83L82 243H80V244H78L79 246H78V248H74L75 250L74 251H71V260H70V262H69V264H76V260H77V257H78V255H79V253L80 252H82V251H84L83 249L86 247V245L89 243V241L93 238V237H96V240H98L97 238H99V240L101 239V238H103L102 237ZM115 236V235H114ZM113 236V237H114ZM62 237H65L64 238V241L66 242V243H71V238H69V235L67 234V232L66 231H64L63 233H62ZM61 237V238H62ZM89 237H90V239H89ZM112 237V238H113ZM4 238V237H3ZM117 238V237H116ZM115 238V239H116ZM39 239V238H38ZM37 238H36V241L38 240ZM63 239V238H62ZM2 240V239H1ZM69 240V241H68ZM98 240V241H99ZM3 241V240H2ZM1 241V242H2ZM6 241V240H5ZM7 241H11L10 240V238H9V240H7ZM95 241V240H94ZM102 241H104V240H102ZM101 241V242H102ZM116 241H117V239H116ZM46 242V241H45ZM4 243H7V242H4ZM3 242H2V244H4ZM13 244V243H12ZM40 244V243H39ZM56 244H57V242H56ZM56 244H54V245H56ZM92 244V243H91ZM115 244H116V242H115ZM7 245V247H8V243L6 244ZM14 246V245H13ZM23 246V245H22ZM91 246V245H90ZM23 247H25V246H23ZM27 247H29V246H27ZM27 247H25V249L24 248H22V249H20V251L21 252H15V250H17L18 248H16L14 251H13V249L15 248H11V247H8V248H5V250L8 252V250L9 249H11L9 252L10 253H16V256L17 257H15L14 256V258H16V262L17 263H19L20 261H24L26 258H28L29 257V255H31V253H32V251L31 250H29ZM76 247V246H75ZM88 247V246H87ZM86 247V248H87ZM107 247V246H106ZM105 247V248H106ZM99 246H98V249L97 250H99ZM95 249V248H94ZM55 250H57V248H55ZM72 250V249H71ZM110 250V249H109ZM19 251V250H18ZM8 252V254H10ZM87 253V252H86ZM107 253V252H106ZM109 253V252H108ZM85 254V253H84ZM86 258L88 257L87 255L85 256ZM55 258V255L53 254V255H51L50 257H49V260L50 259H54ZM81 258V257H80ZM94 259V258H93ZM111 259V258H110ZM40 260H48L46 257H43L42 259L40 258ZM39 260V261H40ZM81 260H85V258L84 259H81ZM79 261V260H78ZM83 262V261H82ZM82 262L80 263V264H82ZM78 263V262H77ZM41 264H44V263H41Z\"/></svg>",
	"mask_w": 264,
	"mask_h": 264
}]
</instances>
